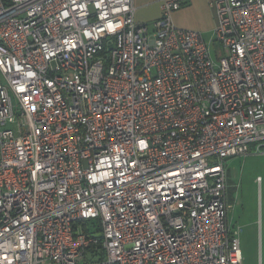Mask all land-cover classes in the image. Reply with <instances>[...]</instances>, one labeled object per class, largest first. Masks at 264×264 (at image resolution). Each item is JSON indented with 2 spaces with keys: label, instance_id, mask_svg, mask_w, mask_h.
I'll use <instances>...</instances> for the list:
<instances>
[{
  "label": "built area",
  "instance_id": "1",
  "mask_svg": "<svg viewBox=\"0 0 264 264\" xmlns=\"http://www.w3.org/2000/svg\"><path fill=\"white\" fill-rule=\"evenodd\" d=\"M181 5L0 0V264H243L226 161L264 153V0L212 2L216 58Z\"/></svg>",
  "mask_w": 264,
  "mask_h": 264
},
{
  "label": "rangeland",
  "instance_id": "2",
  "mask_svg": "<svg viewBox=\"0 0 264 264\" xmlns=\"http://www.w3.org/2000/svg\"><path fill=\"white\" fill-rule=\"evenodd\" d=\"M204 39L213 58L223 55L221 46L212 41V35L204 36ZM227 163L230 170L227 194L231 201L228 221L231 228H241L239 243L244 253L242 263L264 264V153L232 157ZM258 176L259 182L256 180ZM261 222L262 254L259 255L258 224ZM88 225L91 228L92 221Z\"/></svg>",
  "mask_w": 264,
  "mask_h": 264
},
{
  "label": "crops",
  "instance_id": "3",
  "mask_svg": "<svg viewBox=\"0 0 264 264\" xmlns=\"http://www.w3.org/2000/svg\"><path fill=\"white\" fill-rule=\"evenodd\" d=\"M162 1L163 0H133L135 6L134 18L136 22L147 24L149 28H152L153 22L157 20L160 16L161 13L160 8ZM213 1L214 0H181L182 2L181 7L176 11H174L172 14V19L174 24L181 28L198 30L201 32L203 38L204 36L212 35V39H213L214 28L217 24V14L215 7L212 5ZM229 159H227V161ZM227 161H226V171H227L226 198L228 204V208H227V220H228V210L231 205L230 203L231 201L228 198V194H227V188L229 187L228 178L230 172ZM258 231H259L258 247H259V255H260V253L262 254V236H261V233L263 231L262 222L258 224ZM240 248L242 252V257H244L241 244H240Z\"/></svg>",
  "mask_w": 264,
  "mask_h": 264
}]
</instances>
